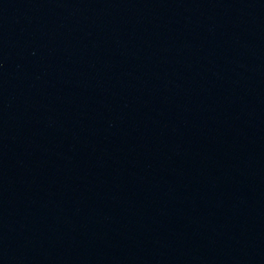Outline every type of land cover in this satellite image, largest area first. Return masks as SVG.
<instances>
[{"label":"water","instance_id":"water-1","mask_svg":"<svg viewBox=\"0 0 264 264\" xmlns=\"http://www.w3.org/2000/svg\"><path fill=\"white\" fill-rule=\"evenodd\" d=\"M0 264H264V0H0Z\"/></svg>","mask_w":264,"mask_h":264}]
</instances>
